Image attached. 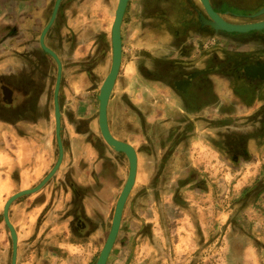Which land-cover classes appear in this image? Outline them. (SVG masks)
I'll list each match as a JSON object with an SVG mask.
<instances>
[{
	"label": "flooded vegetation",
	"instance_id": "obj_1",
	"mask_svg": "<svg viewBox=\"0 0 264 264\" xmlns=\"http://www.w3.org/2000/svg\"><path fill=\"white\" fill-rule=\"evenodd\" d=\"M146 1L155 10L146 14L149 29L139 44L138 37H134V28L131 27L140 17L139 14L137 16L132 13L131 0L128 1L121 25V66L107 108L111 135L125 140L136 150L141 182L136 183L134 192L125 205L117 238L119 242L129 244L127 253H118L114 245L106 264H114V258H120L121 262L128 264L133 263L137 244L144 239L151 249L147 253V263L159 264L157 261L162 255L160 246L152 238L157 219L162 229L168 224L169 217L180 224L182 219L188 217L190 221H196V226L200 214H204L206 220H212L215 210L219 209L220 200L215 196L218 190L208 166L199 161L202 147L213 152L222 163V167L217 170L218 174L236 170L249 178L248 184L247 181H242L246 185L240 187L237 197L222 201L227 209L230 208L228 203L246 205L251 192L257 191L259 198L255 208L264 213V169L261 163V156L264 154V77L258 72L264 67V32L228 33L215 30L211 25L205 24L210 20L198 0H172L175 1L174 5H166L164 0ZM208 3L212 11L228 24L264 22V0H208ZM117 4L118 0H60L59 3L58 0H0V91L8 94L0 105V117L5 125L10 124L16 131L12 135L18 134L20 137V133L24 132L21 127L25 131L30 129L23 125L27 121L21 115L6 112L9 111L6 106L12 100L10 88L14 85L13 90H21L20 81L25 70L29 72V78L33 77L32 72H39L48 80V69L40 64L38 54L46 52L39 42L58 5L43 44L61 63L58 102L64 154V119L69 115L73 116L78 105H83L88 111L91 103L88 100L90 90L84 88L82 79L87 78V73L94 76L95 83L89 84L88 88L92 86L99 94L112 62V55L103 63L97 58H88V54L96 51V46L92 50V46L88 48L83 43L84 27L89 19L100 28L110 23L112 29ZM171 10L176 12V19L168 16L166 11ZM182 10H191L190 21L183 19L184 15L180 12ZM159 12L165 15L162 16ZM62 19L66 25L73 21L82 27V37L81 34H76L75 29L68 28L70 31L63 38L68 51L65 59L54 51L47 37L51 27ZM191 26L193 32L186 33L187 43L180 45L181 36L175 37L177 29H189ZM171 28L174 30L168 36ZM124 47L128 51L123 54ZM190 48L194 53L192 59H189ZM46 55L56 66L57 78L58 66L49 54ZM236 79L246 83L247 89L238 88ZM30 82L33 87L32 91H28L32 94L26 92L27 103L34 100V93L40 90V84L33 80ZM77 85L79 94L72 90V86ZM22 88L21 91L26 90ZM31 111L28 108L26 113L33 114L31 119L35 120ZM22 115L25 116V113ZM95 115L98 121V102ZM53 119L55 122L54 117ZM140 131L143 141L141 146H137L139 143L135 139ZM52 135L56 140L55 123ZM127 137L133 140L126 141ZM100 138L102 139L101 135ZM102 141L104 142L103 139ZM92 146L95 147V144L90 148ZM56 147L58 149L57 144ZM254 170L258 171L257 177L250 180ZM135 216L137 226L132 224ZM230 218L231 215L228 220ZM8 220L12 225L9 211ZM0 221L4 222L3 213ZM3 225L11 246L7 251L0 250V258H5L8 264H12L11 234L5 222ZM210 226H213V222ZM13 228L17 236L15 264H49L48 255L55 256L57 264H61L66 259L65 255H70L68 249L55 251L54 244L48 241L43 244L46 245L45 255L35 254L33 248L30 254V250L22 248L21 241H18V230L14 225ZM231 228L230 225L227 229L222 228L220 235L227 237L233 234L235 229ZM211 230L209 231L214 233ZM106 238L107 235L105 241ZM229 240L228 246L225 244V248L229 250L228 261L246 264L245 257L240 254L243 252L242 247L231 244ZM29 248L31 249V245ZM162 250L165 258L166 251ZM122 254L124 258L121 257ZM76 255L72 254L71 264H74L72 260ZM78 257L77 264H82V251Z\"/></svg>",
	"mask_w": 264,
	"mask_h": 264
},
{
	"label": "crops",
	"instance_id": "obj_2",
	"mask_svg": "<svg viewBox=\"0 0 264 264\" xmlns=\"http://www.w3.org/2000/svg\"><path fill=\"white\" fill-rule=\"evenodd\" d=\"M164 1L165 4H175V1L172 0ZM130 4L132 7V13L137 16L139 14L140 17L138 22L131 27L134 28V37H138L137 43L139 44L142 42V40H144L149 29L146 14L152 13L155 8L150 3H147L146 0H131ZM166 12L169 14L168 16L171 17V19H176V12L172 10ZM180 12L182 15H184L183 19L185 21L191 20V10H182ZM63 21L64 20L62 19L53 25L47 37L54 51L61 58L65 59V56L68 55V51L66 49V45L64 44V42L66 43V40L64 39L63 41V38L67 37L70 31L68 28L75 29L76 34H81L80 36L82 37V27L73 21L69 22L68 25H66V23ZM84 30L85 32L83 39L85 40H83V43H85L86 46L88 45V48L92 46V50H94L96 46V51L90 54L91 56L87 53L88 58H97L99 62L102 61V63L103 61H107V59L111 57L112 52L110 23L108 25H103L100 28L96 23L91 22L88 19ZM173 30L174 29L171 28L170 31H168V36H170ZM177 30L176 31L178 34L176 33L175 37L178 38L181 36L182 42L180 45L186 42V39H188L186 38L187 34L193 32L191 31L192 26L189 29L178 28ZM127 45L129 48V42ZM126 47L123 49V54L124 52L128 51V48ZM96 53L97 55H95ZM99 54L102 55L98 57ZM189 54V59H192L194 54L192 48L189 49ZM53 68H55V78L56 66L53 62L49 64L47 71L48 73L51 72L52 75ZM45 83L50 84L49 75L48 80L46 79ZM82 83L86 90H90L88 92V100L91 102L89 105L90 109L88 107V111H85V107L83 105H78L76 107L75 114L73 116L69 115L67 119H64V154L57 172L47 182V184H50L46 187L45 191H43L41 194L37 193L34 195L21 197L15 201V203L9 209L13 225L18 230V241H21L22 248H27V250H30V254L32 253L33 248L35 254L41 253V255H45L44 250L46 245L43 244L48 241L54 244L53 248L55 251H57V249H68L70 251V255L67 253L65 255V261L61 262V264H71L72 254H77L76 257H73L74 262L72 260V263L77 264L78 261L76 262V259L79 260L78 255L81 253V251L82 255L84 256L85 253H87L88 258L94 256L98 252H101L103 246L100 244H98L99 246L96 245L99 243L98 239L100 240L103 238V230H110L111 225L109 227V221L107 222L106 226L105 223L103 226L101 222V224L98 225L96 232H92L86 238H82V216L79 213L75 215L74 212L77 209V205L80 203L82 204V192L85 189L91 188L92 190L93 188V191H91V196H93L94 202L98 205L97 211H99L98 213L97 211L96 213L94 212L96 221L100 223L99 220H97V217L100 219L99 216L101 213L107 221L109 217L106 212L109 208H111L110 206L113 202L114 192L119 186L116 185L117 179L120 176H124V180L121 182L122 186L120 189L122 191L129 170L127 159L124 158L123 160L120 153H117L116 155L114 154L115 157L118 155L119 158H114L115 162L113 163L111 160L113 158L111 154L113 153L109 151L111 149H109V147L100 138L98 131V121L95 115L98 102V90L94 91L91 88L92 86L88 88L89 84L95 83L94 76L92 77L89 73H87V78H83ZM72 90L74 93L79 94L78 85L72 86ZM83 92L84 91H82V94ZM48 93H50V87L48 89ZM85 94L87 93L85 92ZM37 98L39 99V97ZM44 99L46 100V96L42 97L41 100ZM34 105L38 106V103H34L32 100H30L25 105L27 109H32L31 112L34 113V119H36H31L33 114L25 113V117L28 119L26 121L29 122V125H27V122L23 125H27L30 130L24 131L20 137L18 134L12 135L10 137V139L14 141L16 158L14 164L15 186L14 190L9 193V197L20 191L36 187L46 175L48 176L50 174L58 161L59 156L57 157L56 155V142L52 135L53 128L50 130L48 126L49 114L48 116L40 115L39 111L37 112L33 109ZM51 108L52 113L50 115L53 116V102H51ZM37 125L42 126V130H39V132L37 130ZM130 139L131 141L133 140L131 137H127L126 141H129ZM18 141L20 142L18 143ZM26 142H29L30 145H28ZM23 143L25 144L23 145ZM92 144H95V147L92 146L93 148H90ZM2 157L3 154H0V158ZM27 159L29 164L27 163ZM88 164L93 165L94 175L92 178L90 175L87 179H84V176L88 174L85 171ZM125 164L127 165L126 171L124 170ZM106 168L111 169L113 180L101 184L104 179L100 175L99 178L97 176ZM139 171L140 170L138 169L136 178L137 180ZM94 188L96 190H94ZM132 194L133 192L130 196H132ZM41 195L46 196L44 203L40 202L38 199V197ZM7 199L8 194L7 192H4L1 196L0 204L3 203L5 205ZM114 204H116V201ZM92 241L95 243L94 246ZM30 245L31 249L29 248ZM92 247H97L99 250L97 252L93 250L94 253H92ZM8 249V239L5 236L4 225L0 221V250L7 251ZM47 262H49V264L58 263L56 257L53 255H48ZM0 264L8 263L5 258H0Z\"/></svg>",
	"mask_w": 264,
	"mask_h": 264
},
{
	"label": "rangeland",
	"instance_id": "obj_3",
	"mask_svg": "<svg viewBox=\"0 0 264 264\" xmlns=\"http://www.w3.org/2000/svg\"><path fill=\"white\" fill-rule=\"evenodd\" d=\"M161 15L164 16L165 14L161 13ZM259 32L260 31H256V33ZM261 32H264V30H261ZM38 54L41 59L40 64L44 68H47L49 64H51V60L47 58L46 53L40 52ZM124 70H126V68H124ZM26 73L27 71L25 70L23 73L24 76L22 77V81H20V84L22 85L20 86V89L23 90L22 87H24L26 88V90L25 91L19 90L16 92L15 90H13L15 88L14 85L10 88L11 89L10 96L12 100L10 104H7L8 106L6 107L9 108V111L6 110V112H13V114H15L16 116L21 115V118L24 119V121L28 120L24 115H22L27 112V108L25 106L28 101L26 92L30 90L32 91L33 86L30 80L36 81L38 84H40V90L39 91L37 90V92L34 93L35 99L32 101L34 103H38V106L34 105L33 109L37 112L39 111L40 115L48 116L49 114L48 126L51 130V128H54V123H55L53 116L50 115L52 113L51 102H53L52 92H53V88H55V83H56V78H54L55 68H53L52 75L51 72L48 73V75L50 76V84L45 83L46 79L43 78V76L39 72H37V74L32 72L33 75L32 78H29V72L27 74ZM235 82L237 83L238 88L244 90L247 89L246 83L244 84V82L237 79ZM49 87H50V93H48ZM28 93L29 95L30 93L32 94V92H28ZM7 96H8L7 92L3 93L0 91V105L3 104ZM45 96H46V100L45 99L41 100L42 97ZM37 97H39V99ZM28 123L29 122H27V125H29ZM5 126L7 128H5ZM21 129L25 131L24 127H21ZM37 130L38 132L39 130L41 131L42 126L40 125L38 127L37 125ZM14 131L15 130L13 129V127L10 124L5 125L4 120L0 117V154H3V157L0 158V199L4 192H7L9 199L11 197V196L9 197V193L12 190H14V186H15L14 164H15L16 152L14 150V141L10 139L12 134L16 132ZM138 134L139 135L136 136L135 140L138 141L139 143V144L136 143L137 146L138 145L141 146V143L143 141L142 132L140 131L138 132ZM20 135H22V133H20ZM19 142L20 141H18V143ZM26 143L30 145L29 142ZM24 144L25 143H23V145ZM56 144L58 146V143ZM201 150H202L201 151L202 156H200L199 161L208 166V169L211 173V177L213 181L216 182V189L218 191L215 196L220 200L219 209L215 210L213 216L214 219L212 218L211 221L206 220L203 216L204 214H200L198 216L199 223L197 226H196V221L192 222L189 220L188 217H186L185 220L182 219L183 220L182 224L178 223L176 219L169 217L168 224L165 225L164 228L162 229L160 226L161 224L157 219V223H155L153 226L154 235L152 236V238L155 240V244H158L160 246V249L159 248L157 249H159V251L161 252L160 254H162L161 258L157 262H159V264H233V261H228V258L230 257L229 250L225 248L226 246L225 244L228 243L230 236L229 241L231 244H239L242 247L241 249H243V252H240V254L245 257L246 264H264V213L257 211L255 208V204L258 202L257 198H259L257 191L251 192L249 202L246 205H243V203H238V205H233V204L231 205V203H228V205H230V208L227 209V205L223 204L222 201H226L227 199H229V197L231 198L237 197L240 192V187L242 185L248 184L249 178L245 176V173L242 172L240 173V171H236V170L218 174L217 170L220 169V167H222V163L217 159L216 155H214L213 152L207 150L206 147L205 150L204 147H202ZM111 155L113 157L111 160L114 163L115 162L114 158L116 159L119 157H115L113 154ZM122 159L124 160L123 156ZM261 160H262L261 162L262 167L264 169V154H262ZM27 163L29 164L28 159H27ZM258 166L259 165H257V167ZM126 169H127V165L125 164L124 170L126 171ZM85 171L88 174L84 176V179H87L90 175H91L90 177L92 178V176L94 175L93 165L88 164V167L85 169ZM257 173L258 171L254 170L251 174L252 177L250 178V180H254L257 177ZM99 175L102 176V178L104 179L101 184L113 180L111 169L109 168H106L104 171L98 174L97 176L98 178ZM139 179L140 177L138 175V180L136 179L137 182L140 181ZM123 180H124V176H120L117 179L116 185L119 186L116 188L113 195V202H112L113 205L111 204L110 206L111 208H109L108 211L106 212L109 219L111 220L113 218L114 209H115L114 203L115 201H117V197L121 193L120 190L122 186L121 182ZM242 181H247V182L245 184V182ZM96 187L99 188L98 186ZM133 189H135V186ZM132 192L134 191L132 190ZM34 194H29V195H34ZM29 195H25V196H29ZM130 197L131 196H129V198ZM230 201L232 200H229V202ZM4 206L5 205L3 203L0 204V216L3 213ZM139 213H141V210H139ZM229 215H231L230 220H228ZM135 218L136 216L133 218L132 224L137 226L138 225L136 223L137 218L136 219ZM4 222L2 223L4 224ZM205 222H207L206 225ZM212 222H213V226H210ZM228 225H230V228L232 227L231 229H235V232L231 235L229 234V236L227 237L226 235L224 236V234L220 235L222 228L225 227L227 229ZM209 227L211 228L209 229ZM212 228L214 230H211ZM209 230L214 231V233H211ZM106 235H108V229L103 230V238H101L100 240L98 239L99 243H97L96 246H99L98 244L104 246ZM92 244L94 246L95 244L94 241H92ZM8 245L11 246L10 241H8ZM115 245H116V249L118 250L117 251L118 253L121 251L126 252V250L129 248L128 247L129 244L127 245L123 241L119 242L117 240ZM162 249L166 251L165 258L163 256ZM93 250L97 252L99 249L97 247H92L91 248L92 253H94ZM150 250L151 249L148 245L147 240L144 239L143 241L139 242L137 244L135 251V257H134L135 259L131 264H148L146 259H147V253H149ZM122 255L121 257L124 258V255L123 256ZM235 255L237 256V254ZM77 261L78 260L76 259V262ZM112 261H114V264H128L125 261L121 262L120 258H114L112 259ZM88 262H89L88 255L87 253H85V256L82 255V264H88Z\"/></svg>",
	"mask_w": 264,
	"mask_h": 264
},
{
	"label": "water",
	"instance_id": "obj_4",
	"mask_svg": "<svg viewBox=\"0 0 264 264\" xmlns=\"http://www.w3.org/2000/svg\"><path fill=\"white\" fill-rule=\"evenodd\" d=\"M129 0H118V4L115 10L114 15V22L112 24L111 29V43H112V62H111V68L104 79L100 90L98 94V128L100 135L106 145L115 152L122 153L128 162V176L126 179V182L122 188V191L117 198L113 218L111 221V227L108 232L106 241L104 243V246L99 254V257L95 264H106L109 258V255L117 241L118 234L120 231V226L122 222V216L123 211L125 208V205L128 201V198L135 186L136 178H137V171H138V157L136 150L134 147L120 139H116L113 137L109 130L108 120H107V108L109 104L110 97L113 92L114 84L116 81V78L119 73V69L121 66V60H122V39H121V25L122 21L125 15L126 7ZM202 9L204 10L205 14L209 18L210 21H206L205 24L211 25L215 30H221L228 33H250L254 31H261L264 30V22H259L255 24H248V25H232L224 22L217 14H215L209 3L208 0H198ZM60 0H58V3ZM58 5L56 6V10L54 13V16L50 22V24L45 28L43 31L41 38H40V45L42 49L49 54L56 62L58 66V72H57V78L54 88V94H53V106H54V118H55V133H56V140L58 143V149H59V158L58 161L53 168V170L50 172V174L43 180V182L36 188L31 190H24L21 191L12 197H10L7 202L5 203L4 209H3V219L10 231L11 239H12V246H13V259L12 264H15L16 261V244H17V237L16 233L14 231V228L10 224L8 220V210L10 206L19 198L34 194L39 192L46 184L47 182L54 176V174L57 172L62 158H63V146L61 142V135H60V108H59V89H60V81H61V63L58 60L57 56L48 48H46L43 44L44 37L52 24L56 11H57ZM261 76L264 77V67L258 71Z\"/></svg>",
	"mask_w": 264,
	"mask_h": 264
},
{
	"label": "trees",
	"instance_id": "obj_5",
	"mask_svg": "<svg viewBox=\"0 0 264 264\" xmlns=\"http://www.w3.org/2000/svg\"><path fill=\"white\" fill-rule=\"evenodd\" d=\"M52 100H53V92H52ZM54 130V128H53ZM94 137V136H93ZM56 142V140H55ZM58 149L56 147V155L58 157ZM111 153L114 154H117L115 151H111L109 150ZM100 158V156H99ZM88 167V165H87ZM47 177V175L38 183V185L36 187H38L42 182L43 180ZM50 184V183H49ZM47 184L41 191L40 193L38 192V194H41L43 191H45L46 187L49 185ZM34 187V188H36ZM94 190H96L94 188ZM93 191V188L91 190V188H88V189H85L83 192H82V204H78L77 205V209L76 211L74 212L75 215H77L78 213L82 216V238H86L87 236H89V234H91L92 232H96V230L98 229V225L103 224L104 226V223H105V226L108 222L109 224V227L111 225V219H108L107 221L105 220V218L102 216V213L100 214V219H98L97 217V220H99L100 223H98L96 221V217L94 216V212L96 213V211L98 210V205L94 202L93 200V196H91L92 192ZM37 194V193H36ZM12 197V196H11ZM38 199L40 200V202L44 203L45 200H46V196L45 195H41L40 197H38ZM96 205H97V209H96ZM72 212V211H70ZM99 211H97L98 213ZM73 213V212H72ZM77 219V217H76ZM83 240V239H82ZM99 252L97 254H95L94 256L92 257H89V262L88 264H95L98 257H99ZM91 258V260H90Z\"/></svg>",
	"mask_w": 264,
	"mask_h": 264
}]
</instances>
